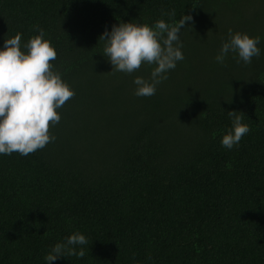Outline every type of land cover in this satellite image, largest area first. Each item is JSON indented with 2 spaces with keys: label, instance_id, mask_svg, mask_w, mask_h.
<instances>
[{
  "label": "trees",
  "instance_id": "1",
  "mask_svg": "<svg viewBox=\"0 0 264 264\" xmlns=\"http://www.w3.org/2000/svg\"><path fill=\"white\" fill-rule=\"evenodd\" d=\"M183 15L184 59L136 96L156 65L111 72L99 37ZM37 29L75 95L54 142L0 154V264H48L77 232L85 256L50 264H264V0H0V50L20 33L27 54ZM229 29L260 37L251 64L216 62ZM228 111L250 128L231 150Z\"/></svg>",
  "mask_w": 264,
  "mask_h": 264
},
{
  "label": "clouds",
  "instance_id": "2",
  "mask_svg": "<svg viewBox=\"0 0 264 264\" xmlns=\"http://www.w3.org/2000/svg\"><path fill=\"white\" fill-rule=\"evenodd\" d=\"M165 14L174 17L175 10ZM192 19L191 15H183L174 24L164 20H158L154 26L128 22L114 24L111 32L105 29L99 40L106 42L103 55L113 66L111 72L131 74L145 63L156 65L151 71L150 81L140 76L133 81L137 86L136 96L155 95L157 85L168 79L169 70L175 69L177 62L184 59L179 33ZM37 31L39 35L32 37L24 46L27 54L21 50L20 33L5 39L0 50V154L3 155L15 152L27 156L54 142L56 137L50 134V128L61 119L57 109L75 95L61 74L53 71L52 61L57 58L55 48L43 38L45 33L42 29ZM228 36L215 57L217 63L223 65L230 51L238 53L237 63L243 61L245 65L251 64L253 57L260 56V48L257 47L259 36L252 38L246 33L233 34L231 29ZM237 113L228 111L233 127L221 141L222 146L229 150L250 131L249 126L241 122L242 115ZM87 244L88 239L77 232L69 236L66 243H57L44 259L50 264L65 253L83 258L84 249L77 251L75 246Z\"/></svg>",
  "mask_w": 264,
  "mask_h": 264
}]
</instances>
